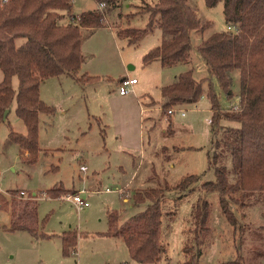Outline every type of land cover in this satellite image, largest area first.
Returning <instances> with one entry per match:
<instances>
[{
    "label": "rangeland",
    "instance_id": "1",
    "mask_svg": "<svg viewBox=\"0 0 264 264\" xmlns=\"http://www.w3.org/2000/svg\"><path fill=\"white\" fill-rule=\"evenodd\" d=\"M71 2L70 13L64 11L60 23L70 22V15L103 7L94 0ZM155 2L120 0L117 7L106 13L103 26L91 33L84 32L81 46L84 59L79 74L95 76V80L78 82L61 74L41 83L40 98L54 110L39 115L38 141L42 150L34 162H29L26 159L29 152L8 136L10 130L26 132L14 111L15 101L0 121V192L8 201L12 197H36L38 232L42 229L50 234L36 236L25 229L2 228L9 221V208L0 206V264H75L76 259L79 264H119L129 258V253L118 239L120 236L107 237L100 233L107 228L106 210L117 209L124 219L143 209L149 201L135 203L133 192L147 186L162 188L160 240L166 246L160 260L151 264H168L169 259L177 263L184 259L183 246L186 242L191 244L188 239L193 236L192 212L200 197L210 204L211 229L201 246L199 264H225L239 252L245 256L242 264H264V199L260 200L254 193V204L244 208L228 199L240 223L249 227L244 231V248L240 250L239 231L223 215L218 190L202 188L203 181L215 178L211 163L217 149L215 140L223 128H237L239 122L221 115L218 130L213 131L208 121L213 114L206 90L195 103L179 107L184 110L183 115L178 108L168 116L159 104L146 106L148 95L161 101V86L181 71L193 68L195 77L207 76V68L196 50L201 33H192L191 62L171 66H163L159 61L146 65L142 62L143 55L160 41L158 27L136 43L116 34L119 27L145 28L148 14L143 7ZM188 3L200 23L209 24L203 36L226 29L222 2L213 7L206 6L204 0H188ZM22 41L17 38L16 44ZM126 75L136 77L138 83L134 86L135 93L120 95L118 81ZM2 77L0 69V81ZM17 84L14 75V89ZM216 89L222 112L237 108V85L231 98L218 86ZM221 161L228 179L234 181L231 158L224 154L218 157V162ZM80 164H85L86 169H80ZM189 174L198 176L181 183ZM51 186L70 190L59 196H47L45 191ZM81 187L86 189L81 195L89 205L77 208L65 194ZM13 188L17 190L9 191ZM67 229L77 233L76 252L70 249L69 254H63L60 234ZM250 248L256 252L254 256L249 254Z\"/></svg>",
    "mask_w": 264,
    "mask_h": 264
},
{
    "label": "trees",
    "instance_id": "2",
    "mask_svg": "<svg viewBox=\"0 0 264 264\" xmlns=\"http://www.w3.org/2000/svg\"><path fill=\"white\" fill-rule=\"evenodd\" d=\"M94 1L102 5V9L70 15L71 21L63 24L59 19L64 11L70 13L71 0H0V69L3 73L0 81V121L15 101L14 111L23 121L26 132L10 130L8 136L29 152L26 157L29 162H34L42 150L38 141L39 115L54 110L40 98L41 83L48 77L61 74L84 83L97 78L86 73L79 74L84 59L81 50L83 35L103 26L106 15L120 4V0ZM204 2L208 7L223 3L226 29L213 30L203 36L209 24L200 23L188 0H156L154 4L147 3L143 7L148 14L145 28L119 27L116 34L127 38L129 43H136L145 33L158 27L160 41L143 55L142 62L146 65L159 61L163 66H171L191 62L192 33H201L196 50L207 68V76L195 77L193 68L181 71L171 82L161 86V101L148 95L146 106L159 104L169 116L174 113H169V110L195 103L206 90L213 114L210 121L213 131L218 130L221 115L239 122L237 128L220 127L223 128L222 134L214 142L217 149L211 162L215 178L203 181L202 188L218 190L220 209L234 230L239 231L241 250L244 248V231L249 227L240 223L228 199L237 202L240 208L254 204V193L260 200L264 199V0ZM17 38L23 41L16 44ZM14 75L18 79L16 89L12 85ZM235 85L239 96L237 109L230 107L222 112L216 87L231 98ZM224 154L231 158L232 170L236 174L234 181L228 179L223 162H218V157ZM193 176L198 175L189 174L180 182ZM15 190L17 188L9 189L12 192ZM66 190L70 189L51 186L45 193L47 196H59ZM162 195V188L157 186L135 190L134 202L147 200V205L124 219L119 210L107 209V228L100 233L123 237L132 260L144 264L157 263L166 251L165 244L160 240ZM0 206L8 207L10 211V220L2 228L25 229L36 236H50L42 229L38 232L36 197L19 196L8 201L0 192ZM209 214L208 200L200 197L192 212L193 236L188 239L191 244L186 242L183 246L184 259L177 263L169 259L168 264H199L201 246L211 229ZM242 214H245L243 209ZM257 235L260 237L259 232ZM60 237L63 254H69L70 249L76 251L77 233L74 230H64ZM249 251L251 256L256 254L254 249ZM244 260V254L239 252L234 259L223 263L242 264ZM121 264H128V261Z\"/></svg>",
    "mask_w": 264,
    "mask_h": 264
},
{
    "label": "built area",
    "instance_id": "3",
    "mask_svg": "<svg viewBox=\"0 0 264 264\" xmlns=\"http://www.w3.org/2000/svg\"><path fill=\"white\" fill-rule=\"evenodd\" d=\"M100 7H102V5H100ZM136 83H137V78H135V77H130L127 75L121 77L118 81V93L120 95L135 93L134 85ZM178 110H181L182 115L184 114L183 109H178ZM168 112L169 113L175 112V109H171ZM208 121L210 122L211 120H208ZM80 169L85 170L86 165L80 164ZM83 190L84 189H80L76 192L67 193V194H65V198L68 199L69 201H71L77 208L86 207L89 205V201L81 195V192ZM106 190H109V188L106 187ZM118 190H120V188H118ZM20 192L23 193L24 190H20ZM73 251H75V250H73ZM75 264H78V262L76 260H75Z\"/></svg>",
    "mask_w": 264,
    "mask_h": 264
},
{
    "label": "crops",
    "instance_id": "4",
    "mask_svg": "<svg viewBox=\"0 0 264 264\" xmlns=\"http://www.w3.org/2000/svg\"><path fill=\"white\" fill-rule=\"evenodd\" d=\"M132 77H134V76H132ZM136 78V77H135ZM137 83H138V79H137ZM136 83V84H137ZM135 86V85H134ZM148 108H151V107H148ZM80 189H82V187L81 188H78V189H76L77 191L78 190H80ZM85 190L86 189H84L81 193H84L85 192ZM117 190H118V188H117ZM118 191H120V190H118ZM35 191H32V193H34ZM121 193H122V191H120ZM127 198H126V196L124 197V200H126ZM7 210V209H6ZM9 211V210H8ZM9 220H10V211H9ZM9 221H7V222H4L3 224H6V223H8ZM103 236H106V235H103ZM107 237H110V236H107ZM113 238H116V237H113ZM118 239H120L121 240V242H123L124 244H125V247L127 248V251H128V253H129V258L128 259H125V260H122V261H120L119 262V264H121L123 261H128V264H135V263H133V260L130 258V252H129V249H128V247H127V245H126V243H125V241H124V239H123V237H119ZM131 259V260H130ZM76 261H77V259H76ZM78 262V261H77ZM135 262V261H134ZM79 264V263H78ZM141 264V263H140Z\"/></svg>",
    "mask_w": 264,
    "mask_h": 264
}]
</instances>
